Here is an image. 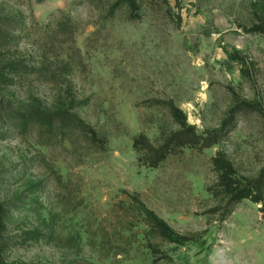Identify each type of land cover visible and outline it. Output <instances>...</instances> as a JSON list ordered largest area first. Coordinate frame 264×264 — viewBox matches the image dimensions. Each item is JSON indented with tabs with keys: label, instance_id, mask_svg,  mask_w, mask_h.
<instances>
[{
	"label": "rangeland",
	"instance_id": "rangeland-1",
	"mask_svg": "<svg viewBox=\"0 0 264 264\" xmlns=\"http://www.w3.org/2000/svg\"><path fill=\"white\" fill-rule=\"evenodd\" d=\"M0 18V264H264V0H0ZM173 105L200 142L150 166L136 140L180 131Z\"/></svg>",
	"mask_w": 264,
	"mask_h": 264
},
{
	"label": "trees",
	"instance_id": "trees-1",
	"mask_svg": "<svg viewBox=\"0 0 264 264\" xmlns=\"http://www.w3.org/2000/svg\"><path fill=\"white\" fill-rule=\"evenodd\" d=\"M133 1V0H129ZM0 22L4 25L8 20L5 18H0ZM261 32L264 33V18L261 20V23L257 26ZM4 36L3 30L0 28V38ZM5 120L8 124L14 126V127H26L29 125V123L38 121L41 123H47L52 124L54 121L53 119L57 117H62V119L65 120L66 114L65 113H50L48 111L38 109L35 111H22L18 113H14L13 111L9 109H3ZM172 112L173 115L180 121L181 123V130L171 135L168 139V141L161 147H154L150 140L147 139V137L141 136L136 140V145L141 146V152H143L145 156V160L147 161V164L150 166H156L158 165L171 150L176 146H185L187 144H197L200 142V137L197 134V132L194 130V127L188 125L186 118L184 117V114L180 109H178L176 106H172ZM70 120L72 122H76L77 124H83L75 115L70 114ZM84 125V124H83ZM85 126V125H84ZM88 128V127H87ZM2 132H0V138L3 137ZM206 146H211L212 142L210 143L208 139L205 140L204 143ZM261 181L262 179L257 180H249L247 181L246 188L239 189V188H232L233 192V200H240L243 198H247L250 196L254 189L256 192L260 193L261 188ZM244 186V187H245ZM255 198V197H254ZM255 200L258 201V199L255 198ZM11 207V203L8 201H2L0 202V256L2 255L3 247L7 244V237H3L1 234L4 233L6 230V221L8 219V209ZM143 210L144 214L146 216L147 221L152 225V227L157 228L160 230L161 233H163L165 236L169 237L171 241H177V238H175L172 234L168 233L167 226L159 220L158 216L155 214L154 211L148 209L143 204Z\"/></svg>",
	"mask_w": 264,
	"mask_h": 264
}]
</instances>
